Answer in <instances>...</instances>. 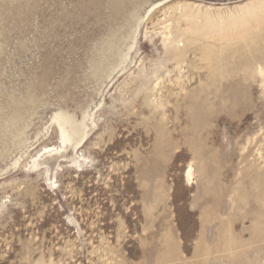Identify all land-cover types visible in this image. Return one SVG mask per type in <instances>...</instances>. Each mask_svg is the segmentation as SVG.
Segmentation results:
<instances>
[{
  "label": "rangeland",
  "instance_id": "obj_1",
  "mask_svg": "<svg viewBox=\"0 0 264 264\" xmlns=\"http://www.w3.org/2000/svg\"><path fill=\"white\" fill-rule=\"evenodd\" d=\"M263 1L0 0V264H264Z\"/></svg>",
  "mask_w": 264,
  "mask_h": 264
},
{
  "label": "bare ground",
  "instance_id": "obj_2",
  "mask_svg": "<svg viewBox=\"0 0 264 264\" xmlns=\"http://www.w3.org/2000/svg\"><path fill=\"white\" fill-rule=\"evenodd\" d=\"M260 9L264 12V1L261 3V6H259L258 8H256L255 10H256V13H253L252 11V13L254 14V15H258V10H259V12H260ZM247 10H249V9H247ZM252 10V9H251ZM248 13H249V11H248ZM213 15V14H212ZM249 15V14H248ZM132 16L135 18L134 20H135V26H134V23H133V26L134 27H130V29L132 28V31L134 32V31H136V29H137V27H138V24L136 23V22H138L139 23V16L137 15V13L136 12H134L133 14H132ZM228 18V17H227ZM259 19V18H258ZM257 18H255V19H253V22L255 23V24H257V26H258V24H260L261 23V20H258ZM264 22V21H263ZM128 26V25H127ZM129 28V27H128ZM131 31V32H132ZM112 34V33H111ZM112 36V35H111ZM128 36V35H127ZM107 37V36H106ZM129 37V36H128ZM128 37H126V38H128ZM107 38H109V37H107ZM113 39V38H112ZM114 40V39H113ZM124 40H125V38H124ZM108 41H110V39L108 40ZM111 42V41H110ZM121 42V41H120ZM125 42V41H124ZM105 43V42H104ZM108 44V43H107ZM111 44V43H110ZM116 46V45H115ZM108 48V49H107ZM107 50H108V52L110 53L111 51H112V47L110 46V45H108L107 46ZM131 49V48H130ZM120 53V52H119ZM122 53V52H121ZM120 56V55H119ZM126 55H121L120 56V61L125 57ZM105 57V56H104ZM101 58V57H100ZM110 58H111V56H110ZM105 59L108 61V59L105 57ZM105 60V61H106ZM104 61V60H103ZM96 63V62H95ZM98 63V62H97ZM105 63V62H104ZM110 64V63H109ZM108 64V65H109ZM90 65H91V63H90ZM103 67V66H102ZM101 67V68H102ZM108 67V66H107ZM117 66H110L109 67V71H108V74L110 73V72H112L115 68H116ZM100 70V67L99 66H97V65H94L93 66V72H94V74H96L97 75V70ZM107 69V68H106ZM260 72H262V69H260ZM100 74H101V72H100ZM99 74V75H100ZM102 74H103V72H102ZM92 75V74H91ZM102 76V75H101ZM92 77H93V75H92ZM98 78H99V76H98ZM97 79V78H96ZM100 79V78H99ZM98 81V80H97ZM86 111V110H85ZM85 111H83V113H82V118H83V116H84V113H85ZM15 113V112H14ZM57 116L58 117H60L62 120H63V122H64V124H65V126H66V128H67V130H68V132L69 133H71V134H73V135H75V134H79L80 132H81V130H82V128H83V126H81V124H82V122H83V120L81 119L80 121H78V119L73 115V114H71V113H69L67 110H63V109H60L59 111H58V113H57ZM9 129V128H8ZM62 134H63V131H62ZM71 134H69V135H71ZM13 135V134H12ZM64 136H66V134H63ZM85 137H86V133L85 132H82V133H80L79 134V136L76 138V143H75V146L76 147H78V146H80L81 145V143L84 141V139H85ZM12 139V138H11ZM10 141V140H9ZM19 145V144H18ZM9 146V145H8ZM20 146V145H19ZM50 150V149H49Z\"/></svg>",
  "mask_w": 264,
  "mask_h": 264
}]
</instances>
